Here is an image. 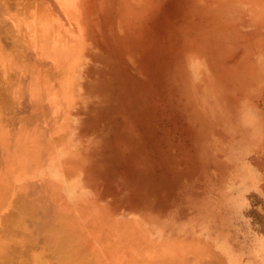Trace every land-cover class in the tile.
<instances>
[{
    "label": "rangeland",
    "instance_id": "obj_1",
    "mask_svg": "<svg viewBox=\"0 0 264 264\" xmlns=\"http://www.w3.org/2000/svg\"><path fill=\"white\" fill-rule=\"evenodd\" d=\"M127 1L131 2L132 0ZM127 1L80 0L79 2L80 6L76 14H78V23L83 27L82 37L84 43L81 49V56L76 54L77 58L80 60L79 65L76 66L75 69V76L77 75L75 81L78 82L75 99L77 98L78 100L73 99L69 103L68 100L61 102L63 107L59 109V112L55 113L59 116H65V122L67 117L68 123L66 122V125L71 129L74 146L78 149L80 157L79 174L75 177L79 185L78 182L75 181L77 183H75L77 188L72 187L73 192L65 190L69 196V204L74 206L75 203L73 198L78 191V193L89 198L91 201L95 202V204L106 209L107 214H111V216L117 220L131 218L139 221L138 223L144 230H149L147 232L149 240H145L143 246L146 247L147 244H152L154 255H148V258L154 261L148 262V260L145 259L147 255L145 252L142 262H137L136 264H154L155 262H157V264H206L209 261L215 264L214 262L218 260L212 255L213 252L214 255H220V260L223 258L224 262L223 260L222 262L224 264H264V182H262L264 180L261 176L264 173V159H261L256 154L241 151L240 146L235 143V139L234 142L230 140L227 144H224V142H227L225 138L223 142L221 141L223 138L222 134L231 139V134L226 135V131H231L230 124L225 128L222 126L225 115L223 111H221L222 106H220L221 103H223L220 99H227V95L225 94L227 92L226 86L231 87L230 83L228 84V79L231 80L232 71L229 63L226 61L227 55L231 51L230 41H232L234 36L238 35L242 37L244 33L246 34L249 25L243 23L239 8L233 6L229 0H134L135 2L132 1L131 3ZM124 2L127 5L129 4L128 7L132 5L131 8H133V11L124 6ZM149 2H152L151 6ZM139 8H142L141 13L144 15L139 13ZM105 11H107L109 15ZM117 11L120 13L118 14ZM103 12L106 14H103ZM101 13L109 17H103V19L105 18L103 21L105 27L101 21V17L103 16ZM117 17L118 19L121 18L120 21H123H118ZM141 17L143 18L141 19ZM139 18L141 22H144H138ZM61 20L64 22V15L61 17ZM100 22L103 26L100 25ZM136 22L138 24H136ZM70 23L76 29L73 18H65V25H69ZM121 23L122 25H120ZM126 23H128V27L127 25L124 26ZM117 24L119 27H116ZM136 25H141L142 27H137ZM122 26L125 28H122ZM132 26L133 28L136 26L135 28L137 31L139 28H142L140 31L142 33L141 36L136 30H134L133 33ZM183 26L185 29L188 28V30L183 29ZM120 27L122 30L119 29ZM209 27H211V29H209ZM100 28L104 29L106 32ZM131 28L132 30H130ZM108 30H111V32L109 31L108 33ZM104 32L105 34H103ZM106 33H108V37L105 36ZM110 33L113 36H109ZM116 33L118 34L114 35ZM128 34H130L129 37H132L134 34V37L137 39L141 37V41L138 40L141 43H136L134 37L128 38ZM119 35H121V37ZM116 36L120 38L123 36V41H121L120 38L118 40ZM146 36L148 37L146 40L148 43L143 41V39H146ZM107 38L111 39V41L113 39L114 42L110 40L107 42ZM124 39L132 40L133 44L138 45L135 47L132 42L126 43ZM218 40L220 44L217 42ZM109 41L113 43L112 46L114 47L108 45ZM120 41L124 42V45L121 43L120 46ZM142 41L147 45L144 44L143 46ZM180 41L183 44H180ZM115 44H117V46ZM125 44L127 46L126 48L124 47ZM127 44H132L133 46L130 45L131 48L133 47V49H135L131 50ZM149 44L150 46H148ZM179 45L184 47V49ZM122 46L123 48L121 49ZM146 46L151 49L147 47L145 50ZM151 46H153V48ZM178 46L180 48H178ZM108 47L113 48V50L111 48L108 49ZM114 48L116 51H118L119 48L122 51L125 49L124 52L126 56L124 52L120 50L117 57ZM136 49L141 50L138 53ZM201 49L205 53V57L202 58V60L198 57V52ZM217 50L219 51L217 52ZM131 51H136L135 53H137V57L139 56L142 63L141 61H137L139 59H136V54ZM120 52L123 53L121 55L125 57H121ZM153 52L157 54L155 55ZM143 53L147 56L142 57L144 56ZM148 54L150 55L149 57ZM151 55L154 58H152ZM133 56L138 65L140 62L139 67L136 61L132 59ZM142 58L145 60L150 58L153 59V61L152 59L151 61L148 60L150 63L147 61L149 67L152 65L150 68L151 70L148 69L149 74L145 72L146 69L149 68L146 66L147 62L145 61L146 65L144 66ZM122 59H126L128 62L130 61L128 64L130 66H122L123 63H128H125ZM222 63L223 65H221ZM137 67L139 69H137ZM135 68L136 70H134ZM187 69L190 70L188 71ZM119 71H122V73H119ZM226 71H228V74L225 73ZM144 72L145 74H143ZM137 75H141V78ZM136 77L139 79H135ZM211 79H213L212 81H215L219 87L215 86L218 92L213 89L210 95L209 89H206L205 86L210 84ZM118 80L121 81L119 82ZM147 82L149 83L147 84ZM128 83L129 85H127ZM140 85L141 87H139ZM147 86L148 88L145 89ZM196 88H200L198 89L199 91ZM154 91L159 93L157 95L158 97ZM133 92L137 95H133ZM151 92L155 93H153V97H150L152 96ZM218 94L219 98H217ZM129 95L133 97L130 98ZM140 95L145 97L142 101V96L140 98ZM121 98H123L124 101L126 99V101L124 102ZM127 98L129 100L128 103ZM138 98L140 99L137 100ZM156 98H160V100L157 99L159 104L157 102H155L156 104L152 103L157 101ZM213 98L214 100H212ZM147 99L152 100L151 102L149 100V103ZM44 102H46V99ZM147 102L149 105L145 108V106H147L146 104H148ZM138 103L139 105L142 104V106H139ZM124 104H129L131 107L125 106ZM151 105H153V108L149 107ZM159 105L162 108L164 107L163 113L160 111L162 108L159 110ZM123 106L127 108L125 109ZM134 106L137 110H135V108L133 110L132 107ZM154 106L156 107L154 108ZM52 107L53 105L50 102L49 108ZM121 108L123 110H121ZM127 109L132 110L133 113H140L141 111V114L142 112L144 114L148 111L147 113H151L152 116L147 113L145 114L146 116L136 113L138 117L131 119L133 117L127 115L132 114V111H128L129 113L126 115ZM143 109L147 111H143ZM120 111H123V113H118ZM124 113L125 115H122ZM140 116L147 117L150 123L155 121V124H153L155 127L148 123L146 119L140 118ZM124 117L126 120H124ZM154 117L156 119H154ZM129 119L131 121L133 120L132 125H129L131 122ZM137 119L140 121L139 123L142 122L143 124L137 123ZM135 120L137 122H134ZM171 121L175 123L173 124ZM231 124L233 125L232 122ZM125 125L128 126L126 127ZM119 126L120 128L125 127V129H127L126 131L132 126L131 130L134 132L137 131L136 133L141 130V132L139 131L140 135L134 132L133 136L132 134L130 135V128L127 132L128 134H125V132H123L124 130H119ZM166 126L167 128H165ZM150 127H152V129ZM160 127L165 129L160 132ZM181 128L183 129L181 130ZM50 129H53L52 126ZM153 129H155V131H153ZM57 131L58 130H56V132ZM142 131L146 137H142ZM182 131L185 132L183 133ZM57 133H63V128L59 129ZM45 134H48L47 131ZM158 136H162L160 140ZM186 137H190V139ZM116 138H118V140H115ZM139 138H142V143L138 140ZM184 138L185 140H182ZM113 140H115V142ZM129 140H132V142L134 141V144ZM136 140L139 142L136 143ZM176 141H178L177 143L180 142V145L177 144ZM110 142L112 144H110ZM145 142H147L148 147ZM139 143L142 144V146H140ZM181 143L183 145H181ZM131 145L134 146L136 151L132 149ZM187 145L189 147H187ZM136 147L141 149H137ZM113 149L115 150L113 151ZM91 153H93L94 156ZM121 154H123V156ZM42 155H44V153L41 154V157H44ZM89 155H92L91 158ZM123 157L124 160H122ZM144 160L147 164L144 163ZM172 160L175 161L172 162ZM141 161L143 162L141 163ZM140 163L141 165L144 163L143 165L145 167L141 166ZM175 164H177L175 169L174 167L172 169V166ZM138 166L140 167L137 168ZM143 167L146 171L142 169ZM189 167H194V170H190L191 168ZM188 169L190 174L187 171ZM252 173L253 175L257 174L256 176L258 178L251 177ZM164 175V178H169L170 176L173 178L177 175V177H174V184H172L174 180L171 177L169 178V182L166 180L168 178L164 180ZM33 178L35 179V186L40 185L43 187L42 182L45 181V183H47V185H44L48 188L47 191L43 187L45 192H42L48 194L45 196L48 197L54 208L60 207L62 205L60 203L62 200L56 193V186L51 187L49 185L48 181L51 180L47 177L42 180L37 177ZM162 178L165 181L164 184V181L161 180ZM144 179L147 180L144 181ZM161 181L162 184H160ZM170 181L172 182L171 184ZM149 182H152V185ZM166 182L169 183L170 187L166 185ZM158 185H160V187ZM162 185L163 187H161ZM164 186L167 189L164 188ZM87 217L88 227L89 225L91 226V224L98 225L97 227L102 226L100 223V221L102 222L100 214L95 215V218L98 217L100 221L91 216V214H88ZM166 232L168 234H166ZM123 236L124 235L115 237L117 240L116 244L117 246L119 245V247L125 242V237L123 238ZM202 237L204 238L202 239ZM199 244L202 245L199 246ZM28 250H30V248ZM221 253H223L224 256ZM26 254L27 253H25V255ZM219 255H216V257L218 256L217 258H219ZM186 256L189 257L188 261ZM211 256H213L216 261H214ZM27 257L28 254L26 255V258ZM208 258H210L209 261L205 262ZM25 264H27L26 261ZM207 264H210V262Z\"/></svg>",
    "mask_w": 264,
    "mask_h": 264
},
{
    "label": "bare ground",
    "instance_id": "obj_2",
    "mask_svg": "<svg viewBox=\"0 0 264 264\" xmlns=\"http://www.w3.org/2000/svg\"><path fill=\"white\" fill-rule=\"evenodd\" d=\"M123 1H127V0H123ZM79 2L80 0H0V264H25V261L27 264L28 263L29 264H136L137 262L138 263L142 262V259L144 258L143 255L145 254V252L147 253L145 259L148 260V262L154 261L153 259L148 258V255H151V256L154 255L153 254L154 249H153L152 244H149V245L147 244L146 247L143 246V243L145 242V240L147 241V239L149 238V236H147V232L149 230H144L142 226L138 223L139 221L133 220L131 218L129 219L125 218L124 220H121V219L117 220L113 218L111 214L108 215L106 209H104L98 204H95V202L91 201L89 198H86L84 195L78 193V191L73 198L74 203H75L74 206L69 204V196L66 191L73 192L72 187L77 188L76 186L77 183L75 182L77 180H75L76 179L75 177L76 175L79 174L78 169L80 168V157H79L78 149L75 148L74 146L75 144L71 136V129H69V127L66 125V122L68 123L67 117H66V122H65V118H64L65 116H59L58 114H55V113L59 112V109L63 107V104H61V102H65L68 100V103H69L73 99L74 100L77 99V98L75 99V92H76V86L78 85V82L75 81L77 77V75L75 76V69H76V66L79 65L80 60L77 58L76 54L81 56V49L84 43L83 37H82L83 27H81V25L78 23V18H77L78 14H76L78 13V8L80 6ZM127 2H130V1H127ZM229 2L233 6H237L239 8L240 17L242 18V21L244 24L247 23L249 25V28L247 29L246 34L244 33L242 37L237 35L233 37L232 41L228 39L231 42L230 43L231 51L230 53H228L226 61L229 63V66L232 71L231 80L228 79L229 81L228 84L230 83L231 87L226 86L227 92L225 94L227 95L226 96L227 99L226 100L220 99L223 101V103H221L220 106H222L221 111H223L225 115L222 126L223 128H225L227 125L230 124L231 131H226V135L231 134V139L224 136V134H222L223 138L221 137L222 138L221 141L223 142L226 139L227 142H224V144H227L228 142H230V140L231 142H234V139H235L236 140L235 143H237L238 146H240L241 151L256 154L261 159L262 158L264 159V0H229ZM123 4H125V2ZM149 4L151 6L152 2H149ZM124 6H126L129 9H132L131 11H133V8H131L132 5H130L131 7H128L129 4L128 5L125 4ZM139 9H140L139 13H141L142 8H139ZM105 12L107 13V11ZM105 12H103V14ZM117 13L119 14L120 12L117 11ZM107 14L109 15V13ZM63 15H64V22L61 20V17ZM108 15L107 16L103 15L101 18L103 19L104 16L106 18H109ZM122 15H121V18L123 19ZM124 15L127 16L126 14ZM65 18L67 19L73 18L76 29L71 23L69 25L66 24L67 25L66 26ZM142 18L143 17H141V19ZM102 19L101 21L103 22L105 18L103 20ZM120 19H118V21H120ZM141 19L139 18V20L138 19L136 20H138V22L139 21L141 22ZM136 24L138 23L136 22ZM100 25H102L101 22H100ZM103 25L105 27L104 22H103ZM120 25H122V23ZM126 25L128 27V23L124 24V26ZM139 26L142 27L141 25ZM116 27H119V25L117 24ZM135 27L133 28L132 26L133 33H134V30L137 31ZM122 28H125V27L122 26ZM122 28L120 27L119 29L122 30ZM132 28L130 30H132ZM183 29H185V27ZM209 29H211V27H209ZM101 30L105 31L104 29H101ZM141 30L142 28H139L137 31V33L138 32L140 33V36L142 34L140 32ZM185 30H188V28ZM109 31L111 32V30H108V33ZM105 32L103 34H105ZM108 33H106L105 36L108 37ZM117 34L118 33L114 35H117ZM121 35L119 36L121 37ZM129 35L130 34L127 35L128 38L134 37V34L133 35L131 34L132 37L131 36L129 37ZM109 36H113V35H111L110 33ZM120 37L116 36L118 40ZM134 38L133 39L136 40V43L137 42L141 43L138 41V40L141 41L140 39L141 37H139V39H137L136 37ZM147 38L148 37L146 36V39L145 40L143 39V41L148 43V41H146ZM122 39H123V36L122 38H120V40L123 41ZM108 40L111 41V39L107 38V42ZM124 40H126V43L132 42L133 44L132 40L131 41L128 39H124ZM219 40L217 41L218 43H219ZM110 41H109V44L107 42L106 43L109 46L114 47L112 46L113 43H111L113 39L111 42ZM121 41L119 45L121 43L122 44L124 43ZM179 43L183 44L181 43V41ZM132 44L130 45L131 46L135 45V44L133 45ZM144 44L147 45L146 43H143L142 45L144 46ZM150 44L152 45V43ZM150 44L148 46H150ZM115 45L117 46V44ZM127 45L131 48L129 44ZM148 46L145 47V50L147 49ZM179 46L178 48H180ZM111 47H108V49ZM124 47L125 48L127 47L126 44ZM151 47L153 48V46ZM122 48L123 46L121 47V49ZM149 48L150 47H148V49ZM181 48L184 49V47L182 46ZM111 49L113 50V48ZM121 49L119 48L118 51H116L115 49L116 51L115 53L117 54H115L114 52L113 53L117 56L119 54L118 52ZM132 49L133 47L131 48V50ZM137 50L138 49H136V51ZM140 50H138L137 52L139 53ZM124 51L125 49L122 52ZM218 51L219 50H217V52ZM135 52H132V53H135ZM153 53L155 54V52ZM121 54L123 53L120 52V55ZM125 54L126 53L124 52V55ZM135 54H136L135 56L136 59L137 58L139 59V56L137 57V53ZM146 54H144V56L142 57L147 56ZM168 54H169V51H168ZM124 55H121V57H123ZM141 55H140V58H141ZM152 55L151 57L154 58ZM149 56L150 55L148 54V57ZM135 57L133 56L132 59L135 60L134 59ZM198 57L201 60L202 58L205 57V53L203 52L202 49L198 52ZM152 58L150 59L146 58V59L151 61ZM148 60L143 59L144 66L146 64H147L146 66H148V62H149ZM122 61H124L125 63L128 62L126 61V59L125 60L122 59ZM137 61H141V60L139 59ZM145 61L146 62L148 61V62L145 64ZM129 62L126 64L123 63L122 66L128 65ZM139 65H140V62H139ZM221 65H223V63ZM151 66L150 67L148 66L149 68H147L145 72L148 73V69H150ZM138 67L137 69H139ZM134 70H136V68ZM187 70L189 71L190 69H187ZM228 71H226L225 73H227ZM120 72L122 73V71H119V73ZM145 72L143 74H145ZM138 77L141 78V75ZM138 77H136L135 79H137ZM212 80L213 79H211L210 84H207L205 86L206 89H209L210 95L212 94L211 90L215 89V86L219 87V85L216 84V82ZM118 81L120 82L121 80H118ZM148 83L149 82H147V84ZM127 85H129V83ZM139 87H141V85ZM147 88L148 86L145 89ZM134 92H133V95H137L136 93L134 94ZM154 92H151L152 96L150 97H153ZM141 94H144V93H141ZM158 94L159 93L156 92V96ZM125 95H126V91H125ZM141 96L142 95H140V98ZM217 96L216 97L219 98V94ZM129 97L132 98L133 96L131 97L129 95ZM140 98H138L137 100H139ZM143 98L145 97L142 96L141 101ZM45 99H46V102H44ZM121 99L123 100V98ZM157 99L160 100V98H156V100ZM47 100H49L52 103L53 105L52 108H49L50 102ZM149 100L147 99L148 102ZM212 100H214V98ZM119 101L121 102L120 99ZM128 102L129 100L127 101V103ZM131 102L134 103L133 101ZM155 102L158 103V100L152 103H155ZM149 103L146 104L147 106H145V108L148 107ZM140 105L142 106V104ZM153 105L149 107L151 108ZM125 106L123 107L125 108ZM127 106H130V105L128 104ZM135 106L132 107L133 110L134 108L135 110H137ZM155 107L156 106H154V108ZM160 108L162 107L159 105V110ZM163 109L164 107L162 108V110H160L162 113H163ZM121 110L123 109L121 108ZM128 111L131 112L132 110L127 109L126 115L127 113H129ZM143 111H147V110L143 109ZM147 112H145L144 114L143 112L141 114V111L140 113L138 112L136 113H138L139 115L141 114L143 116H146L145 114ZM118 113L121 114L123 113V111H120ZM136 113H133L132 111V114H128L127 116L131 115V117H133L131 119H134L138 117ZM133 114H136L137 116L136 115L132 116ZM147 114L152 116L151 113H147ZM122 115H125V113ZM143 116L142 117L140 116V118L147 120V117L145 118ZM151 119L154 120L156 118L154 117V119L153 118ZM229 119H230V122H229ZM124 120H126L125 117H124ZM132 122L133 120L130 122L129 125H132ZM134 122H137V121L135 120ZM139 122L140 121L138 120L137 123ZM231 122L233 123V125L231 124ZM144 123L149 125L148 123H150V121H148V123L146 122ZM171 123L174 124L175 122L171 121ZM139 124H143V123L141 122ZM150 124L152 125L155 124V121ZM51 126L53 128L52 130L50 129ZM62 128H63V133H57L59 132V129H62ZM129 128H128V131H129ZM150 128L152 129V127ZM165 128H167V126ZM120 129L124 130L123 132H125V134H128L127 133L128 131H126L127 129H125V127L120 128L119 126V130ZM164 129L161 128L160 132L163 131ZM182 129L183 128H181V130ZM56 130L58 131L56 132ZM46 131L48 134H45ZM139 131L141 132V130ZM153 131H155V129H153ZM133 132L134 131L131 130L130 135L132 134L133 136V134L136 133L137 131L134 133ZM138 135H140V133ZM141 135L142 137L145 136L144 132ZM158 137L160 140L161 137L160 136ZM182 137H185V136H182ZM141 139L140 138L138 139L140 140V143H142ZM145 139H149V138H145ZM187 139H190V137H188ZM115 140H118V138H116ZM115 140L113 141L115 142ZM182 140H185V138ZM129 141L132 142V140H129ZM111 142L110 144H112ZM138 142L139 141L136 140V143ZM163 142H164V139H163ZM177 142L178 141H176V143ZM132 143L134 144V141ZM140 143L139 145L142 146V144ZM145 143L147 146L148 145L147 142ZM177 144L180 145V142ZM181 145L183 144L181 143ZM131 147L133 150L135 149L134 146L131 145ZM187 147L189 146L187 145ZM114 150L115 149H113V151ZM43 153L44 155L42 156L44 157H41V154ZM123 154L121 155L123 156ZM137 156H138V153H137ZM124 157L122 160H124ZM145 160H144V163H146ZM174 161L172 160V162ZM142 162L143 161H141V163ZM143 164L141 166H144ZM177 164L172 166V169L173 167L175 169V166ZM170 166H169V169L171 168ZM139 167L140 166H138L137 168ZM144 167L142 169H145ZM192 169L194 170V167L191 168L190 170ZM187 171L190 174L189 169ZM146 175H143V176H146ZM256 175L257 174L253 175L252 173L251 177L256 178L257 177ZM175 176L177 177V175ZM261 176L263 177L262 179L264 180V173ZM33 177L40 178V180L47 177L48 179L51 180V181H48L49 185L51 187L56 186V193L58 194V197L60 196L59 198H61L62 200V202H60L62 204L60 206L61 208L60 207L54 208L51 202L49 201L48 197L45 196L47 193H44L45 191L43 187L47 191L48 188L44 186L45 184L47 185V183H45V181L42 182L43 187L40 185L35 186L36 185L34 184L35 179ZM164 177L165 175L163 176V178ZM174 177L173 178L171 177V178L174 180L175 179ZM163 178L161 180H163ZM166 178H164V180ZM169 178L166 179L168 180L167 182H169ZM145 180L147 179H144V181ZM167 182H166V185L170 187L169 183ZM172 182L170 181V184L171 183L174 184L175 180ZM149 183L151 184L152 182H149ZM164 183L165 181L163 182V184ZM160 184H162V181L160 182ZM78 185H79V182H78ZM158 186L160 187V185ZM161 187H163V185ZM164 188L166 187L164 186ZM88 214H91V216H93L94 218H95V215L100 214L101 216L100 218L102 222L99 220L98 217H96L95 219L99 220L102 226L97 227L98 225L96 226L95 224L94 225L91 224V226L89 225L88 227V224H87ZM169 229H170V226H169ZM166 234L168 233L166 232ZM120 235H124L123 238L125 237V240H124L125 242L123 243V245H121V247H119V245L117 246L116 244L117 240L115 238L116 236H120ZM203 238L204 237H202V239ZM201 245L202 244H199V246ZM29 248L30 250H28ZM25 253L28 254L27 258H26L27 254L25 255ZM221 254L223 255V253ZM212 255L218 260L217 262H214L215 264L219 262H220L219 264H222L224 262L223 258H222L223 262L222 260H220L221 257L219 254H216V255H219V258H217L218 256L216 257V255H214V252ZM186 257L188 258L187 259L188 261L190 255L189 257L188 256ZM214 257H213V260L215 259ZM210 258L205 260V262L209 261ZM209 262L210 264H212L211 261ZM154 264H157V262H155Z\"/></svg>",
    "mask_w": 264,
    "mask_h": 264
}]
</instances>
